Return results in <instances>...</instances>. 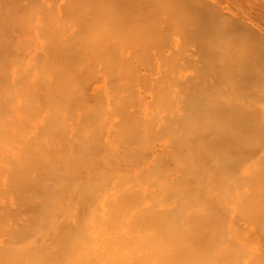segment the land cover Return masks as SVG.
<instances>
[{
  "label": "bare ground",
  "instance_id": "bare-ground-1",
  "mask_svg": "<svg viewBox=\"0 0 264 264\" xmlns=\"http://www.w3.org/2000/svg\"><path fill=\"white\" fill-rule=\"evenodd\" d=\"M224 1L226 0H113L112 3H114V5H118L125 9L120 14L113 15L114 12H111L109 16L105 15V18L110 17L109 20H111V24L108 21L109 25H107H111V27H105L107 26L105 24L107 22L104 23L103 32L106 35L103 37L108 38L106 40L109 41V44L111 43V45L115 47H121L124 44L122 41L117 40L119 36H130V39L133 40L135 36H140L139 38L143 36L142 38H144L147 37V35H155L158 31V34L160 33L159 35H162L161 33L169 34L161 32V30L163 31L165 28L167 31H165V29L164 31L169 32L174 26V23L173 26L171 24L172 27H168L170 24H168L167 21L169 20V22H171L172 20L173 22V15L179 14L178 16L181 15L179 17L181 21L178 17H174L178 18L177 21L181 23H185L187 20V24L185 25L188 27V30L185 29L188 33L186 34L188 37L190 34L193 36H190V38L192 37L191 43L197 38L195 40L197 44L196 46L194 45V48H196L197 50L195 49V51L198 52V54H196L197 52L194 53L195 51L192 52L194 57H191L192 53L189 54L190 58L188 55L184 57L181 64H192L194 66L195 64L197 65L199 61L200 65H198L201 66L200 68H203V65L204 68L202 70L205 68L207 69V71L205 69L203 72L208 73L209 68L207 67L210 65L208 63L210 60L214 61L215 58L214 63L216 65L214 66L217 68L213 66L214 63L211 61L212 69L210 72L213 74L212 70H214L213 77L215 76V79L218 78V75L222 74L219 76L220 78H218L221 83L219 80H216V82H218V85L223 84V87L226 89H224V91L219 87L224 91V93H220V89H215V91L213 90L215 87L213 88L212 85L210 91L213 88V94L219 92V94H224L223 97H225L226 90L229 93V90H233V88L236 89L235 84L237 83L231 81V78H235L238 82L237 88L239 87V90L237 89L239 93L236 91L237 95L239 94L238 96L236 95L237 100L238 97L242 99L244 96L247 100L249 97L246 95H250L251 97L257 95L258 98V95L262 94L264 98V90L262 89L264 88V4H259L257 0H230L233 3L224 6ZM94 2L96 3L95 5H97V2ZM257 4L262 8L258 7ZM166 7L171 8L166 9ZM173 7L176 8L177 11L179 10L181 14L179 12H177V14L175 12L176 10L172 9ZM163 9H171V11L168 10V12L173 13L172 11H174L175 13L169 14L164 11L162 14L160 11ZM96 12L99 14L98 9H95L94 13ZM94 13L93 17L98 18L100 16L98 18L100 20L104 18L103 15H98L97 13L95 15ZM165 13L172 15L171 19ZM184 13L186 20L183 19V22L181 17L184 18ZM107 19L108 18L105 20ZM177 21L175 20L174 22ZM101 22L100 24H102ZM159 24L160 26L164 24L167 27L163 26L162 29V26L160 27ZM100 28L102 29L101 26ZM154 29H156L155 32ZM198 38H200L199 40L201 42L198 41ZM227 40L234 44V47L228 46L231 48L233 47L232 52L234 51V53H230L232 55L229 57H233L230 58L231 60L225 56L229 53L228 50L231 49H227L228 47L226 46L229 44V41L226 45L223 44L226 43ZM94 42H99V38L95 40L92 39L91 43L93 44H90H97ZM203 42H206V44L209 43L210 47L208 48V45ZM235 42H238L236 43L238 44L237 46H235ZM132 43L133 42H131V49L134 47ZM49 44L51 46H43V50L46 48L45 51L47 50V53L50 49L51 52L54 50L55 53L60 54L63 52L61 54L65 55V51L73 48L72 44L69 43V39L64 36L49 42ZM221 45L223 49L224 47L226 48V50L224 49L225 52H222L223 54L218 52L221 50ZM202 46L206 47L207 51L204 50L205 48L203 49ZM160 48L161 47L158 49ZM210 48L214 49V52L211 49L210 53H208ZM204 51H206L207 54H205L206 52ZM161 53L163 54V50ZM200 53L201 55H199ZM218 53L223 55L221 57L222 59L220 58L221 54L218 56ZM194 54L198 56V60L197 58L194 59ZM208 54H211L214 58L211 55H209V57ZM211 57L212 59H210ZM162 58L164 59L163 62H165V58L163 56ZM186 58L189 59L190 64L187 63ZM223 58L224 61L226 60L225 58H228V62H225H227V69L230 72L224 69L225 67L223 65L227 67V64H223ZM167 60L170 62L169 59ZM61 61L62 58L58 62ZM172 61L171 58V62ZM184 61H186V63ZM219 61L222 62L220 64L223 65L216 63ZM202 62L204 64H202ZM220 66L223 67L221 68ZM217 70L220 71L218 72ZM17 74L15 76H17ZM211 74H209V77ZM3 75L6 74L1 72L0 76L2 77ZM203 75L202 80H205L207 74L204 75V78ZM1 77L0 80H2ZM4 77L5 79L3 80H5V82L8 81V75ZM222 80L224 82H222ZM225 80L228 81L225 82ZM213 81L215 80L213 79ZM229 81L233 84L232 87L231 83V85L228 84ZM15 82L13 85L14 88L17 84H15ZM2 85L5 86V84ZM20 85L18 91L15 89V92H11V90L14 91L13 88H8L11 85H7L6 88L13 94L11 95L12 98L10 96L12 105H15L16 101L20 98H23L18 103L19 111L24 114L23 107L27 104L31 105V91L28 81L24 80V83L20 82ZM53 85L55 86V84L51 82L47 86ZM228 85L230 86L227 87ZM260 88L262 90H260ZM7 89L3 90L2 88L4 94L2 91L1 95L3 94L8 97L11 93L7 92ZM204 90L206 91V89ZM204 90L197 93L198 96L200 94L203 96V93L208 97L210 91L208 90L209 92L206 95L207 91L204 93ZM241 91L243 93L245 92V95H243ZM49 92L45 93L40 99L33 98V107H30L29 114L32 112L31 109L34 112L26 119L29 123V127L26 125L23 116V119L16 121L17 124L11 121L4 125L5 119H1L2 122H0V201L4 202L0 204V237L3 238L0 245V264H217L215 260L218 255H216L215 258L213 254L216 253V243L221 235L219 232L217 237L211 236L207 242L204 236V211L206 208L212 209L207 201L209 200V195L213 194L215 190H218L220 193L223 192L224 194L227 192L228 194L231 188L229 185L230 182L227 183L228 185L226 187L215 186L213 188L212 185H210L211 181H215V178H211L215 173L210 176V172L214 166L213 164L215 163L204 162L206 160L205 154L210 157L207 160H210L212 154L216 156V152L221 147L230 150H234L235 148L242 150L247 139L255 138V140H253L256 142H252L253 140L251 139L249 140V143L251 141L253 146H255L253 151L246 148L243 150V154L240 157L231 156L234 158V161H232L234 164L230 163L227 169L229 168L230 174H235L236 170L232 167H238L240 163L243 164L251 160L256 155V150H260L258 147L264 146L263 137H261V135H255L256 131L253 130V128L256 126L253 125L254 127H251L249 125V120L251 121L253 119L254 123L256 113L258 114L261 112L262 108L260 106L263 98L260 99L261 96L259 97L260 100H255V98H253V100H251L253 102H251V104L248 102L249 104H247L250 106L249 108L246 105H242L243 100L241 101L242 106H239L240 98L238 104L234 103V105L230 100L231 103H229V106L227 105L228 108L230 104L234 106H232L233 108L236 107L235 105H238L236 108H244V106H246V108L250 109L249 113L251 115H244L238 120L240 124L235 123L236 126L238 124V131H230V133L228 126V130L223 126L224 130H222L223 132L220 131V138H218L215 136L210 137L212 133H217L214 132L215 130H211L213 127H218L214 125L216 124L214 119L215 123L213 126L210 124V120H208L210 122V125H208L205 119L203 122L199 118H194L192 116V114L197 111V108L201 106H198V104L201 103H198L196 99L200 100V98H202L193 97L195 100H192L189 104V117L185 122V124H187V129H185L184 133L178 134L179 137L177 139L175 156L168 160L167 154H171L174 147L169 148L168 151L166 148L170 146L164 147L160 152V154H163L162 157L158 159L156 163L157 166L153 167L150 173H146L147 165L142 166V172H138L137 174V178L141 184L139 188H135L132 186L133 178H130V172L136 165V162H127L124 160L121 163L109 165L105 162L103 157H100V155L96 156L95 151L100 154L98 149L91 147L90 144L84 146L82 142L78 144L76 138L68 139V135L59 123V117L62 115L59 110L57 114H51L48 119V128L51 125L53 132V141L48 144V139L51 141V133L49 130L47 133L48 139L41 133L43 128L41 127L42 121L40 120L41 113H39V110L41 107L40 102H55L56 99L50 96ZM232 92L229 94L227 93V96L229 97ZM5 93H9V95ZM213 94L211 95L214 98L222 96L215 97ZM3 95L1 97L6 98ZM245 97L243 99H245ZM233 98L235 99V96ZM226 99L221 98L220 100H222V102L223 100L227 102L228 99ZM8 100L2 99L1 101H4L3 103H5V101L8 103ZM237 100L234 102H237ZM257 100L260 103H257ZM209 101L211 102L213 100ZM214 102L217 103L219 101L217 99L214 100ZM245 103L246 102L243 104ZM0 105V111L6 113V109L4 108L7 107L3 106L4 108H2V103ZM223 105L224 103L219 105L221 109L217 108L222 113L224 110V112L227 111V107L225 108L226 105H224V109L222 108ZM195 106H198L196 111ZM205 107L202 106L201 108L204 110ZM232 107L230 108L232 109ZM243 108H240V110H244ZM207 111L210 110L208 109ZM199 112L198 113L202 116L203 112ZM8 114L5 115L8 116ZM11 114H15V111H11ZM219 114L221 115V113ZM219 114L218 116H220ZM231 114L232 113H230V115ZM204 115H206V113ZM225 115H227V113ZM225 115H223L224 119L226 118ZM239 115L236 116L239 117ZM231 116L233 117L234 115ZM219 118L222 117L220 116L218 119L216 117L215 119L219 120ZM228 118L229 117H227V119ZM232 123L234 124V122L230 123L229 121L228 125L230 124L231 126ZM191 126L195 131L189 129ZM262 127H264V125L260 128ZM250 128H252V130ZM9 130H13V132L20 134V136L18 135L15 142L8 147L3 144L2 140L4 139L5 131L8 132ZM225 130L228 133H226ZM137 135L133 133V137H131L128 142L138 138L139 133ZM260 138H262V140ZM255 143L258 147L254 145ZM178 149L179 151L177 152ZM186 149H188L187 153L183 154L182 151L185 152ZM180 151L182 154L179 153ZM223 151L224 150H222V153ZM216 157L215 159L217 160ZM142 158L143 157H140L137 160L141 161ZM258 158L259 157H257L256 161ZM212 159L211 161H213ZM220 159L221 158H219L218 161ZM171 161L172 164L170 163ZM262 162L264 161H261V165L263 166ZM167 163H170V165L174 167L173 169L175 172L170 170ZM235 163H238V165ZM249 163L250 162H248V164ZM240 166L242 167V165ZM251 167L252 169H250ZM251 167H248L244 173L245 176L240 178V180L248 182L247 179H251V183L253 182L251 186L255 185V189L259 188L260 191L264 193V186L261 188L259 187L263 185L262 183L264 182V178H262L264 177V171H262L264 166L259 169L262 171V174H260V171L257 173V169L254 166ZM244 171L245 169L242 172ZM260 175L262 177L258 180L259 177L257 176ZM147 186L148 188L146 189ZM250 188L253 190V193H256L253 189L254 187ZM235 191H237V189L234 190V192ZM138 195L141 197H150L154 202L157 201L155 202L156 205L151 206L150 203L149 205L143 203L139 206V201L137 199ZM257 196L259 198V196H263V194H258ZM242 201L245 202L241 199V202ZM250 204L252 208L246 204L249 207L246 206L248 209L245 208L249 210L247 216H250L252 213L251 210L254 208L253 202ZM243 205L244 204H242V206ZM3 212H6L7 215ZM263 227L264 225L262 228ZM234 244L233 242L231 243L232 246ZM222 252L219 253V257ZM256 254L255 256H257ZM222 255L224 256V254ZM228 258L230 257L228 256ZM228 258L225 257V260ZM250 260L251 261L247 264H256L252 262L253 259ZM235 264L241 263L235 262Z\"/></svg>",
  "mask_w": 264,
  "mask_h": 264
},
{
  "label": "rangeland",
  "instance_id": "rangeland-1",
  "mask_svg": "<svg viewBox=\"0 0 264 264\" xmlns=\"http://www.w3.org/2000/svg\"><path fill=\"white\" fill-rule=\"evenodd\" d=\"M94 1L97 2V5H95L96 3ZM94 1L93 0H0V73L2 72L3 74L4 73L6 74L3 75L2 77L0 76L2 79L0 80V98L1 100L9 99L7 101L8 103H6V101L5 103H3L4 101L0 100L2 103V108L7 107L4 108L6 109L5 110L6 113H2L0 111V116L2 117V118L0 117V120L5 119L4 125L11 121L12 123H16L17 120H21L24 117L25 123L28 126L29 123L26 119L28 116H30V114L34 112L31 109L32 112L29 114L30 107L31 108L33 107V98L40 99V97L42 98V96L45 95V93L50 91L49 95L56 99L55 102L43 103L42 101L40 102L41 107L39 110V113H41L40 120L42 121L41 127L43 128L41 133H43L46 139H48L47 133L49 132V130L51 133V141L48 139V144H50L53 141V132L51 125L49 126V128L47 125L48 119L50 118L51 114L53 113L57 114L59 110L62 113V115L59 117V123L63 127L65 133L68 135V139L76 138L78 144L82 142L83 146L86 144H90L91 147L98 149L100 154L96 153L95 151L96 156L100 155V157H103L105 162L109 165L121 163L124 160L127 162L128 161L136 162V165L133 167V169L130 172V178L131 179L133 178L132 186H134L135 188H139L141 183L137 178V174L138 172L139 173L142 172V166L147 165L146 173L148 172L150 173L151 169L157 166L156 163L158 159L163 155L160 154L161 150H163V148L164 147L166 148L167 146H170L166 148L167 151L169 150V148L174 147L173 152L171 154H167L168 160L175 156V150L177 148V139L179 137L178 134L184 133L185 129H187V124H185V122L189 117V104L192 100H195L193 99V97L196 98L202 97L200 98V100L202 101L196 99L198 100V103H201V104L197 103L198 106L199 105L201 106L199 108H197L198 106H195V111L197 108V111L195 112L197 115L194 113L192 114V116L194 118H199L203 122L205 119L206 122H208V125L210 124L213 125L216 121V124L214 125L218 126L216 127L217 129L213 127L211 128V130L212 131L215 130L214 132L217 133L216 134L212 133V136L210 137L215 136L218 138H220L219 136L220 131L223 132L222 130H224L223 126L227 130L229 128V132L230 131L234 132L236 130L238 131L237 127L238 124H240V121L238 120L244 115H251L249 113L250 109H248L250 106H248L247 104L249 103L251 104V102H253L251 101L253 100V98H255V100L259 99L260 96H261L260 99L263 98L262 94L258 95V98L257 95L253 97H251L250 95L249 96L246 95L247 97H249L246 100L245 96H244L245 99H243L244 97H242L243 95H245V92L243 93L241 91V93H243V95L241 94L242 96L240 95L242 99L238 97L237 100L236 97L239 95V94L237 95V93H239L238 92L239 87L237 88L238 82L235 80V78L234 79L231 78L232 80L231 79L230 80L232 82L235 81L237 83V84L234 83L236 85V89L233 88L232 90L230 88L231 90L229 91L230 92L234 91L235 93L237 91L236 94L232 92L231 93L232 95L230 94L229 95L230 98H229L227 95L230 92L228 93V91L226 90L225 97L227 96L226 97L228 99L227 100L225 97H223L224 94H219V92L216 93L215 91L219 90L220 89L219 87H221L222 90L226 88L223 87L224 86L223 84L218 85L217 84L218 82H216V80H219L218 78H220L219 76H221L222 74L221 75L217 74L218 78L215 79V76L213 77L214 70H212L213 74H211L210 72L212 69L211 64L212 62L213 63L215 62V58L211 54H208V56L211 55L214 58V61L210 60L208 63L210 65L209 67H207L210 69V70L208 69V71L210 72L208 73L211 74L210 77L209 74L206 72L207 71L206 68H205L206 73L203 72L205 69L202 70L204 68V66L202 65L204 64L203 62L201 64L203 68H200L201 66H199L200 65L199 61L197 62V65L195 64L196 66L195 65L193 66L192 64L191 65H187V64L183 65L184 63L181 64L184 60L183 59L184 57H187L188 55L190 58L189 54L195 51L196 48L194 47L197 44V42H195L197 38L196 39L193 38L195 40H193V42L191 43L190 41H192L191 39L193 36L190 34L188 37L186 34L188 33L186 31V29L188 30V27L185 25L187 24L186 23L187 20L185 19V13H184V18L183 17L181 18L182 20L185 19L186 22L181 23L177 21L178 18L181 16V15L178 16L179 14L177 12L180 13V11L179 10L177 11L176 8L174 7L172 8L173 10L174 9L176 10L175 12L178 15H173V22L172 20L171 22H169V20L167 21L168 24H170L169 26L166 24V22L165 24L168 27H172L174 23V26L172 27L173 30L171 28L172 31L169 30V32H165L167 31V29L164 28L165 29L164 31L163 26L165 27L167 26L161 24L163 29V31L161 30V32L169 33V34L161 33L163 35L162 36L159 35L160 33L158 34L159 32L158 31L157 34L155 33V35L152 34L151 36L147 35V37L149 36L148 38L147 37L142 38L143 36L139 38L140 36L139 37L135 36L133 40L130 39L131 38L130 36H126V35L119 36L117 40L122 41V43L125 46L123 45L121 47H115L111 45V43L110 44L108 43L109 41L106 40L108 38L103 37L106 35L103 32L104 23L107 22L105 24L109 25V23L111 22V20H109L110 17H106L108 19L105 20L106 19L105 15L109 16L111 12H114L113 15L120 14L123 12L125 8H122L118 5H114V3H112L113 0H104V1L94 0ZM257 1H259V4L262 5L264 4V0H257ZM232 3H233L232 1L226 0L224 1V6ZM257 6L261 7L258 4ZM167 8H171V7H166V9ZM95 9H98L99 14L98 12H96L98 15L104 16L103 19L105 21L102 18L101 20L98 19L100 16L98 18L93 17L94 16L93 13L95 12ZM168 10L171 11V9ZM168 10L163 9L162 11H160V13L163 14L164 11L167 13ZM172 12L173 13L171 12L170 13L171 14L175 13L174 11ZM96 13L94 14L96 15ZM168 16L171 19L172 15H168ZM174 16L178 18H175ZM174 19L177 22H174L175 21ZM100 22L102 24H100ZM108 25L105 27L110 28L111 25L110 26ZM100 26L102 27V29L100 28ZM155 30L156 29H154V32ZM61 36L67 37L69 39V43L72 44L73 46L71 50L65 51V55L61 54L63 52H61L60 54L55 53L54 50H52L51 52L49 48H47L49 49L48 53L47 50L45 51L46 48L43 50V46L44 47L45 45L49 46L50 45L49 42L59 39V37ZM190 36L192 37L190 38ZM97 38H99V42H94L97 44L91 45L93 44L91 43V40L92 39L95 40ZM199 39L200 38H198V41H200ZM228 41L229 40H227L226 43L223 44L226 45ZM131 42H133L132 44H134V47L132 45L133 50L131 49ZM236 43L238 42H235V46L238 45ZM204 44H206V42ZM206 45H208V48L210 47L209 43ZM229 45L234 47V44H232L230 41L229 44L226 46L228 47ZM92 46L95 47L93 48ZM159 47L161 48L158 49ZM229 48L231 47H228L227 49ZM232 48L228 50L229 53L226 52L228 53L227 55H225L226 53L224 54L229 59L233 58V57H229L232 55L230 54L232 52ZM200 49H201V45H200ZM203 49L206 50V47H203ZM211 49L212 48L208 50L209 51L208 53H210ZM224 49L226 50L225 47ZM224 49L222 48L221 45V50L223 51L221 50L220 51L217 50V51L224 53L225 52ZM162 50H163V54L161 53ZM213 50L214 49H212V51ZM196 52L197 51H195L194 53ZM232 53H234V51ZM196 54H198V52ZM205 54H207V52ZM220 54L218 53V56ZM222 54L220 58L223 56ZM199 55H201V53ZM162 56L165 58L166 63L163 62L164 59L162 58ZM196 56L197 55H195L194 59L197 58L198 60V56L197 57ZM191 57H194L193 53ZM212 57L210 59H212ZM61 58L62 61L58 62L60 61ZM166 58L169 59L170 62H168ZM171 58L174 61V63L173 61L171 62ZM228 58H225L226 59L225 61H227ZM186 59L185 60L187 61V63L190 64L189 59L188 58ZM35 60H39V61H35ZM186 61L184 62L186 63ZM225 61L223 58L222 61L223 64L224 63L227 64L228 61L227 62ZM222 62L219 61L216 63L220 64ZM40 65L43 66L41 67ZM214 65L216 64L214 63L213 66ZM223 66L225 67L224 68L225 70L228 68V64L227 67L226 65ZM223 66L220 67L222 68ZM214 67L217 68L216 66ZM221 68L219 69L222 70ZM220 70L217 71L219 72ZM228 72L230 71L228 70ZM203 73L204 75L207 74L205 76V80L208 81H205L204 79L202 80ZM16 74L17 76H15ZM4 76L7 77L8 81L5 82V80H3L5 79ZM19 78L21 81L19 80ZM23 79L25 81H28L31 91V105L27 104L23 107L24 114L21 111H19V103H18L23 98H20L18 101H16L15 105L11 104L12 102L11 95H13L11 92H15L16 91L15 89H17L18 91L19 86H21L20 82L24 83ZM213 79L215 81H213ZM227 81L228 80H225V82ZM14 82L15 84L17 83L15 85V88L13 86ZM51 82L55 84V86L53 85L54 87L47 86ZM222 82L224 81L222 80ZM230 83L231 82L229 81L228 84ZM2 84H5V86ZM7 85L8 86L11 85L12 87L9 86L8 88L10 89L13 88L14 91L11 90L10 92V90L6 88ZM212 85L213 88L215 87L214 89L213 88L212 89L213 90L216 89L214 91L216 94L212 93L213 92L212 89L210 91ZM230 85H228L227 87H229ZM232 86L233 84L231 85V87ZM2 88L3 90L7 89V92L11 94L9 95V93L8 94L5 93L6 95L9 96L8 97L4 96L3 95L4 91L2 90ZM204 89H206L207 93ZM262 89L264 90V88ZM262 89L260 88V90ZM201 90H204L205 92L204 91L203 92L206 93V95L210 91V93L213 94L215 97L220 95L222 96L218 98L216 97L219 102L215 103L216 101L214 102V100L217 99L214 98L210 93H209L210 95L208 94V97L205 96V94L203 93H202L203 96H201V94L198 96L197 93H200ZM222 90L221 89L219 90L220 93H224L225 90L224 91ZM2 91H3L2 95L6 98L1 97ZM234 96L235 99L233 98ZM221 98L226 99L228 103L225 100H223L222 102V100H220ZM209 100H213V101L210 102ZM230 100L232 101L233 105L234 103L238 104V101L240 100L239 106L246 105L248 106V108H246V106H244V108L243 107L236 108L238 107V105H235L236 106L235 109L233 108L234 106L232 104H230V107L233 106L232 109L230 107L228 108L229 103H231ZM236 100L237 102H234ZM263 100L261 101V106H260L262 108L261 112L258 114L256 113V116L254 117V123H253V119L251 121L249 120L250 123L249 125L251 127L256 126L253 128V130L256 131L255 135L258 136L261 135V137H263V142H264V129H263L264 127L260 128L261 126L264 125ZM241 101L243 103L244 102L246 103L243 104ZM256 102L260 103L258 100ZM222 103L226 105L225 108L227 107V111L226 112H224L225 110L223 111L224 114L217 109V108L221 109L219 105H222ZM224 105L222 106V108L224 107ZM202 106L203 107L206 106L204 110L203 108H201ZM240 108H243L244 110L241 111ZM206 109L207 110L209 109L210 111L212 109V111L210 112L207 111ZM11 111H15V114H11ZM199 111L203 112L204 114L206 113V115L202 113L201 116L200 115L201 113ZM219 113H221V115ZM226 113L227 115H225ZM230 113H232L231 115L234 116L232 117ZM5 114H8L10 120L8 116ZM218 114L222 117L219 118V120H217L218 117H220L218 116ZM222 114L225 115L226 117L225 119ZM213 115L215 118L217 117V119H215ZM236 115L237 116L239 115V117H237ZM227 117L229 118L227 119ZM235 118L238 119L236 120ZM208 120H210L211 123ZM229 121L230 123L234 122V124L232 123L231 126L230 124L228 125ZM0 122H2V120ZM235 123H238L237 126L235 125ZM189 129L195 131V129L192 126ZM250 129L252 130V128ZM225 132L228 133L226 130ZM133 133L135 135L139 133V137L136 138L135 140H131L130 142H128V140L131 137H133ZM15 134L16 133L13 132V130H9L8 132L5 131L4 139L2 140L3 144L9 147L13 142H15L16 138H18V135L20 136V134H16V136ZM250 139L255 140V138L247 139L246 140L247 143L245 142V146L243 147L242 150L238 148H235L234 150H230L221 147L219 149L220 151L218 150L216 152L217 157L212 154L213 159L212 158L211 159L213 161H211V159L207 160L210 157L205 154L206 160L204 162L207 163L210 162L212 164L215 163L213 164L214 165L213 169L210 172V176L211 174L215 173V175L211 177V178H215V181L214 182L211 181L210 185H212L213 188L215 186L226 187L228 185L227 183L230 182L229 185L231 188L228 193L229 195L227 194V192H225L226 194H224L223 192L220 193L218 190H215L213 194L209 195L210 197L209 200L207 201L212 209L206 208L204 211V236L207 242L209 241L211 236L217 237L219 235V232L221 235V237L216 243L217 245L215 247L216 253L213 254L215 258L216 255H218L217 259L215 260L217 264H235V262H240L241 264L242 263L247 264L249 263V261H251L250 259H253L252 262L256 264H264V227L262 228V226L264 225V193H262L263 191H260L259 188L255 189L256 187L255 185L251 186V184L253 185V182L251 183V179L249 180L247 179L248 182H243L240 180V178L245 176L244 173L246 172L248 167L250 168L251 166H254L257 169V173H258L260 171L259 169H261L264 166V162H262L263 166L261 165V161H264L263 159L264 146L258 147L255 143L254 145H256V147H258L260 150H256V155L251 160H248L243 164L240 163L238 167H232L233 169L236 170L235 174H230L229 168L227 169V166H229L230 163L234 164L232 163V161H234L233 157L236 156L240 157L243 154L242 153L243 150L247 148L253 151L255 146H253L252 142H256V141L254 140L252 142L250 141V143H252L250 144L249 143ZM260 139L262 140V138ZM221 149L224 150L223 153ZM187 150L188 149H186L185 152L182 151L183 154L187 153ZM178 151L179 149L177 150V152ZM179 153H181V151ZM140 157L143 158L141 159V161H138L137 159ZM215 157L217 158V160L215 159ZM257 157L259 158L256 161ZM219 158L221 159L218 161ZM248 162L250 163L248 164ZM170 163L172 164V161ZM170 163H167L170 170L175 172L173 169L174 167H172ZM238 163L235 164L238 165ZM246 164H248L249 166ZM240 165H242V167ZM244 169L245 171L242 172ZM250 169H252V167ZM262 171H264V167ZM262 171H260V174H262L261 173ZM257 177H259L258 178L259 180L260 177L262 176L260 175ZM262 184L263 185L260 184L261 185L259 186L260 188L264 186V182ZM250 187H254L253 189L255 190L256 193H253V190H251ZM147 188L148 186L146 187V189ZM236 189L237 191L234 192V190ZM258 194L259 195L263 194V196H259L258 198L257 196ZM137 199L139 201V206H141V204L143 203L146 205H149L150 203L151 206H155L156 205L155 202H157V201L154 202L153 199H151L150 197H141L140 195L137 196ZM241 199H243L245 202L243 201L241 202ZM252 202L254 207L253 210H251L252 206L250 204ZM3 203H4L3 201H0V204ZM242 204H244L245 206L244 205L242 206ZM246 204L249 207H251L250 210L252 211V213L250 214V216H247V214H249L248 213L249 210H247L249 207ZM2 239L3 238L0 237V245ZM232 242L235 243L233 246L231 245ZM221 252L222 254H224V256L220 254L219 257V253ZM255 254L257 256H255ZM226 255H228L230 258H228V256ZM225 257H227L228 259L225 260Z\"/></svg>",
  "mask_w": 264,
  "mask_h": 264
}]
</instances>
